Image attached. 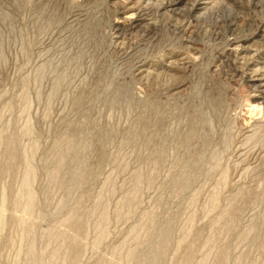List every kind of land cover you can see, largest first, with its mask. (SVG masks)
<instances>
[{
  "label": "rangeland",
  "instance_id": "374dc122",
  "mask_svg": "<svg viewBox=\"0 0 264 264\" xmlns=\"http://www.w3.org/2000/svg\"><path fill=\"white\" fill-rule=\"evenodd\" d=\"M138 1L0 0V264H264V0Z\"/></svg>",
  "mask_w": 264,
  "mask_h": 264
},
{
  "label": "bare ground",
  "instance_id": "6f19581e",
  "mask_svg": "<svg viewBox=\"0 0 264 264\" xmlns=\"http://www.w3.org/2000/svg\"><path fill=\"white\" fill-rule=\"evenodd\" d=\"M149 2H150V0H139L136 4L140 7H137V6L133 7L132 6L133 13L129 17H126L125 19L123 18L124 20H123L122 24L117 26L115 29L117 32V38L118 39L122 36V33L127 31V30L124 31V25H126L127 29L132 30L140 22L146 20V16L144 15L145 13H142V11H144L145 9L148 8ZM212 3H213L212 0L202 1L201 3H199L197 5V8L195 9L196 13L202 12L203 10L205 11L207 9V7ZM173 6H174V4L169 5V7H173ZM143 16H145V17L143 18ZM122 26H123V28H122ZM195 50L197 51V49L194 47L193 51H195ZM229 52L232 55H234L236 58H239L241 61H245L247 69L245 72H243L242 75H243V78L245 79V82L247 83L248 87L250 88L251 98L255 99V100L256 99L259 100V98H261V100H262L261 104H262V106H264V47L255 49V46L251 47V46H242V45L232 44L230 49H229ZM187 57H188V55H187ZM146 70H143L142 67L140 69H138L137 70L138 76H144V74L146 73ZM28 128H27V130H28ZM4 142H6V141L4 140ZM6 146H7V150H8L7 154L13 160H17L18 158L15 159V157H17V155H19L20 153L18 154L15 151L14 140L10 139L7 142ZM4 149H6V147H4ZM7 154H6V156H7ZM13 160H12V163H14ZM9 162L11 163V161H9ZM24 171L25 172L23 175L22 188H21V191L19 192L20 198L17 200L15 199V208L20 210L19 223L22 225H25L31 219V217L33 216L34 210H35V207H34L35 196H34L32 189H31V186H32L31 181L35 176V172L30 165H27ZM85 174H86L85 171L80 174V178L81 179L83 178L82 180H84ZM6 207H7L6 206V199H5V196L2 195L1 205H0V230L2 228H4V225L6 223V218H7ZM27 224L30 225V223H27ZM28 227H31V225ZM188 260H189V258H188ZM187 262L188 261H186V263ZM189 263L190 262H188V264Z\"/></svg>",
  "mask_w": 264,
  "mask_h": 264
}]
</instances>
